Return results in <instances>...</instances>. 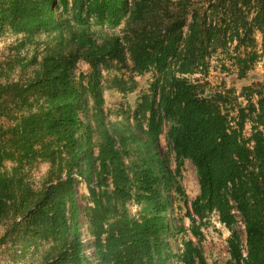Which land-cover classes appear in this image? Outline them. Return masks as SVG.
<instances>
[{
	"label": "rangeland",
	"instance_id": "1",
	"mask_svg": "<svg viewBox=\"0 0 264 264\" xmlns=\"http://www.w3.org/2000/svg\"><path fill=\"white\" fill-rule=\"evenodd\" d=\"M16 1L0 0V264H73L78 245L82 264H236L248 220L264 264V0H29L56 23L27 30L3 16ZM183 63L250 139L248 217L209 214L201 241L197 170L158 106Z\"/></svg>",
	"mask_w": 264,
	"mask_h": 264
},
{
	"label": "trees",
	"instance_id": "2",
	"mask_svg": "<svg viewBox=\"0 0 264 264\" xmlns=\"http://www.w3.org/2000/svg\"><path fill=\"white\" fill-rule=\"evenodd\" d=\"M28 1L13 2V8L5 10L3 16L20 30L55 26L53 13L44 18L42 12L27 7ZM177 73L179 76L173 75L171 82L161 84L158 106L171 124L167 138L176 158L192 160L197 170L200 196L192 203L188 217L192 222V235L201 241L204 237L201 225L209 214L217 213L220 221L228 227L237 222V214L245 219L248 217L247 197L250 190L245 180L251 160L250 139L244 137L243 123H236L220 110L219 104L224 103V95L206 94L200 86L185 78L194 74L186 63L177 68ZM261 135L255 130L251 141L256 146L261 144ZM154 200L158 203L156 197ZM75 223L78 224V221ZM246 230L248 254L244 255L240 238L234 232V238L229 241L232 258L236 264H259V232L249 220ZM193 246V241L185 243L184 259L188 263H194L201 255L200 250ZM81 255V246L78 245L73 264H82ZM200 263L204 264L203 260Z\"/></svg>",
	"mask_w": 264,
	"mask_h": 264
}]
</instances>
